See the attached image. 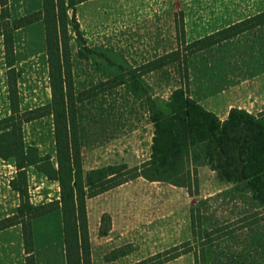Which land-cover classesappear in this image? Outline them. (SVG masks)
Returning <instances> with one entry per match:
<instances>
[{"label":"rangeland","instance_id":"rangeland-1","mask_svg":"<svg viewBox=\"0 0 264 264\" xmlns=\"http://www.w3.org/2000/svg\"><path fill=\"white\" fill-rule=\"evenodd\" d=\"M263 11L264 0H91L69 10V20L77 25V32L74 23L68 26L74 93L121 73L126 80L76 103L82 176L120 165L138 168L148 159L153 128L147 98L166 111L182 82L177 62L142 74L136 70L174 51H181V59L186 57L188 95L193 101L207 109H226L229 88L235 104L255 114L263 112L264 25L202 51L184 53L186 44ZM177 20L182 21V33ZM39 86V91L44 89ZM42 138L48 139L45 133ZM50 163L54 166L56 158ZM182 165V186L142 177L131 180L138 182L131 187L133 192L114 198V226L106 214L101 221L102 193L85 201L91 264L144 260L154 264L148 259L174 247L185 253L162 264H264V207L242 183L223 181L189 157ZM90 177L96 182L97 175ZM98 186L85 187V192H96ZM47 220L49 233L36 236V264H61L60 211Z\"/></svg>","mask_w":264,"mask_h":264},{"label":"trees","instance_id":"trees-1","mask_svg":"<svg viewBox=\"0 0 264 264\" xmlns=\"http://www.w3.org/2000/svg\"><path fill=\"white\" fill-rule=\"evenodd\" d=\"M86 1L88 0H42L40 11L10 21L8 0H0V37L3 38L8 68L10 104V115L0 120V158L11 159L15 163L17 174L10 181V187L19 197V206L15 213L0 219V231L14 226L20 227L26 254L25 264H35L31 221L57 210L61 213L65 264H91L86 199L137 177L150 182L182 186L184 183L179 179L184 171L182 163L186 157L196 166H207L218 173L223 181L242 183L243 189L250 193L251 198L264 207V111L251 115L245 110L231 109L226 119L221 121L202 108L188 95L186 57L181 59V51L178 50L136 70L142 74L177 62L181 75V87L172 92L166 111L147 98L153 128L149 159L138 168L128 169L125 165H120L94 170L86 178L82 176L76 103L126 82L121 73L94 88L77 95L74 93L68 26L70 22L74 23L73 29L77 32V25L74 20H69L67 12L73 11L77 5ZM39 21L44 25L51 100L46 106L20 112L16 87L18 74L13 67L12 34ZM176 25L178 32L182 33V21L177 20ZM262 25L264 11L186 44L184 53L189 55L202 51ZM180 42L184 44L183 41ZM135 85L136 82L134 89ZM46 116H52L53 120L56 168L48 157H40L36 148L25 146L22 139L23 124ZM30 166L36 167L48 180L59 184V200L39 206L30 204L25 174V169ZM92 175H97L96 182L92 181ZM115 176L117 178L114 183L108 186L110 179ZM95 184H99L96 187L98 191L91 194L85 192V187L90 188ZM104 217L102 216L101 221ZM106 232L107 229L103 230L101 235H106ZM181 248L174 247L149 258L148 261H153L154 264L168 262L185 253L179 251ZM146 261L137 264H144Z\"/></svg>","mask_w":264,"mask_h":264},{"label":"crops","instance_id":"crops-1","mask_svg":"<svg viewBox=\"0 0 264 264\" xmlns=\"http://www.w3.org/2000/svg\"><path fill=\"white\" fill-rule=\"evenodd\" d=\"M41 7L42 0H8L9 20L13 21L25 15L40 11ZM248 18L249 17L246 19ZM12 43L13 67L18 73L16 87L20 112L48 105L51 100V93L49 87V69L43 22L39 21L14 31L12 34ZM7 71L8 68L5 61L3 38L0 37V120L10 115ZM26 84L29 88L26 87ZM41 84H43L44 89L39 91V85ZM229 92L231 93L232 91L228 88L226 90L225 97L226 109L221 108L219 111L217 110L218 108L214 110L207 109L203 104L196 102L195 100L194 102L205 110L213 113L221 121L226 119L231 109H241L251 115H257L247 110L244 106L235 104V102L229 98ZM35 127L38 129L34 130ZM44 133L48 137L46 141L42 138ZM22 139L25 146H32L36 148L40 157H48L49 161H53L54 157L56 158L52 116H46L23 124ZM148 159H146V161ZM54 166L56 167V164ZM209 171L214 172L210 169ZM16 174L17 169L14 161L11 159L3 160L0 158V219L13 215L19 206L18 194L10 187V181L15 178ZM25 174L29 193V202L32 206H39L51 201L59 200L60 188L56 181L48 180L44 174L37 170L34 166L27 167L25 169ZM134 183L138 182L129 181L128 183L119 185L117 188H112L102 193L103 196H99V201L100 199H103L105 202V207L103 212L100 213V216L102 217L103 214L108 215L113 226L116 218V211H114L116 205L113 202L114 198L116 195H120V193L133 192L131 187ZM31 186L34 187L33 190H31ZM31 193H38L39 195L32 196ZM91 198H87L86 200H90ZM106 201L108 202L106 203ZM106 204L111 206L110 210L106 208ZM50 214L38 217L31 221L33 258L35 264L38 261L34 253V249L35 251L37 249L36 236L49 233L48 230L50 227L48 226L49 222L47 219ZM46 239L45 245L48 246V236H46ZM59 248L61 249H58L57 251L61 254V257H63V260L61 258V264H65L64 242H62V246ZM25 259L26 254L23 247L20 227L14 226L0 231V264H25Z\"/></svg>","mask_w":264,"mask_h":264}]
</instances>
